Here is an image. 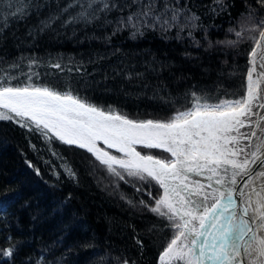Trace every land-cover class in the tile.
Listing matches in <instances>:
<instances>
[{"label": "snow or ice", "instance_id": "obj_1", "mask_svg": "<svg viewBox=\"0 0 264 264\" xmlns=\"http://www.w3.org/2000/svg\"><path fill=\"white\" fill-rule=\"evenodd\" d=\"M255 3L258 7L246 2L240 30L229 29L235 40L216 42L230 47L252 43L243 94L225 90L224 98L210 102L208 94L193 90L184 101L169 97L174 110L166 119L130 118L122 109L92 102L71 83H39L40 61L21 56L0 60V121L39 135L57 159L64 157L52 148L55 142L90 154L92 170L102 168L109 178L106 187L130 208L147 210L164 222L169 238L158 264H264V0ZM213 5L214 11L228 7L225 0H213ZM114 12L117 15L109 19ZM33 14L38 18L37 34L55 30L56 25L67 28L103 20L111 27L104 37L107 44L125 30L132 38L147 30L165 35L176 30L177 38L184 32L191 37L200 21L187 0H0V35L12 20ZM119 52L116 48L112 55ZM103 59L98 54L88 63ZM48 66L66 74H86L84 61L65 64L63 57H57ZM115 72L129 81L144 77L127 67ZM83 87L89 85L85 82ZM151 150L167 155H154ZM29 167L40 175L35 165L29 162ZM60 168L78 182L71 164L65 162ZM52 174L59 180L55 167ZM121 182L149 199L129 198L120 191ZM8 199V191L0 193V212ZM155 229L153 225L148 231ZM6 241L0 258L15 264L21 245L11 236ZM136 243L143 248L141 240ZM48 251L41 249L35 260L27 256L22 264H53L46 258ZM54 264H63V258ZM94 264L137 262L120 252L101 253Z\"/></svg>", "mask_w": 264, "mask_h": 264}, {"label": "trees", "instance_id": "obj_2", "mask_svg": "<svg viewBox=\"0 0 264 264\" xmlns=\"http://www.w3.org/2000/svg\"><path fill=\"white\" fill-rule=\"evenodd\" d=\"M187 2L200 17L199 27L191 37L184 32L177 38L176 30L166 35L147 30L132 38L125 30L112 36L107 44L104 37L110 35L111 27L103 20L67 28L56 25L55 30L38 34L34 14L12 20L0 35V60L36 57L40 61L39 83H71L92 102L122 109L130 118L166 119L174 110V105L167 102L169 97L184 101L185 94L193 90L208 94L210 102L224 98L225 90L243 94L252 43L244 41L230 47L216 42L236 39L229 29L240 30L242 13L248 11L245 4L258 7L255 0H225V11H214L213 0ZM116 15L110 14L109 19ZM116 48L120 52L112 55ZM98 54L105 59L88 63ZM57 57H63L65 64L84 61L86 74L52 69L48 62ZM149 65L157 71H151ZM118 67L143 72L144 77L129 81L116 75ZM85 82L89 85L86 89ZM47 148L39 135L13 122L0 121V193H9L4 211L0 212V248L7 246L8 236L20 243L15 264H22L27 256L35 260L41 249L49 250L46 258L53 264L59 258H63V264H94L101 253L120 252L137 264H158L159 252L169 238L164 222L147 210L130 208L118 193L106 187L109 178L105 170L93 171L89 164L93 158L85 150L55 142L52 148L64 157L60 160ZM157 151L158 155L164 154ZM29 162L39 168L40 175L29 167ZM65 162L76 171L78 182L64 175L60 165ZM53 167L60 172L59 180L52 174ZM120 191L129 198L149 199L123 182ZM69 194L71 198L67 199ZM153 225L156 229L149 232ZM137 239L143 242V248ZM0 264L7 262L0 258Z\"/></svg>", "mask_w": 264, "mask_h": 264}, {"label": "rangeland", "instance_id": "obj_3", "mask_svg": "<svg viewBox=\"0 0 264 264\" xmlns=\"http://www.w3.org/2000/svg\"><path fill=\"white\" fill-rule=\"evenodd\" d=\"M137 148H138L139 150H141V146H137ZM111 151H113V153L116 154L114 150H111ZM145 151H148V150H145ZM159 151H160V150H159ZM157 152H158L157 150H151V153L154 154V155H158V154H156ZM160 153L162 154L161 151H160ZM162 155H167V154H162Z\"/></svg>", "mask_w": 264, "mask_h": 264}, {"label": "bare ground", "instance_id": "obj_4", "mask_svg": "<svg viewBox=\"0 0 264 264\" xmlns=\"http://www.w3.org/2000/svg\"><path fill=\"white\" fill-rule=\"evenodd\" d=\"M103 147V145H101ZM139 150V149H138ZM111 151V150H110Z\"/></svg>", "mask_w": 264, "mask_h": 264}]
</instances>
